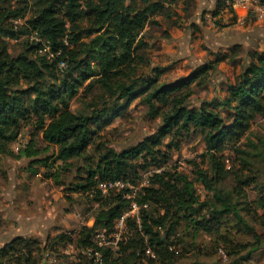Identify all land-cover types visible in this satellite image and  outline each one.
Returning <instances> with one entry per match:
<instances>
[{"label":"trees","instance_id":"1","mask_svg":"<svg viewBox=\"0 0 264 264\" xmlns=\"http://www.w3.org/2000/svg\"><path fill=\"white\" fill-rule=\"evenodd\" d=\"M179 1L0 0V154L37 156L40 151L33 142L40 135L57 148V154L31 163L47 166L45 175L63 186L56 173H49L51 164L58 170V161L67 168L72 160L84 159V173L80 170L77 175L80 180L64 191L88 198L92 193L89 201L93 207L98 204L91 226L85 219L77 230L58 232L46 241L13 237L0 246V264H46L48 252L54 253L61 244L81 252L75 264H90L84 251L98 248L95 233L112 230L131 209L132 200L140 207L139 219L126 218L132 233L118 243L117 253L100 248L103 264H176L177 242L172 237L183 221L195 233H214L229 226L226 230L236 227L237 232L252 234L254 247L235 264H244L263 246L264 196L248 199L246 192V187L261 184L263 173L255 170L247 175L228 168L224 152L233 145L245 168L253 166V158L264 160V151L255 152L251 138L253 150L238 145L256 118L264 116V50L248 51L245 61L241 46L233 45L227 52H214L213 58L186 75L168 79L167 67L152 63L146 27L151 22L160 24L156 18L160 14L174 19L176 25L173 8ZM184 1L189 10L196 0ZM217 5L215 17L233 11L228 0H218ZM18 18H25L24 23H15ZM8 39L23 42L18 52L10 50ZM221 62L234 68L235 82L222 99L192 104L193 86L205 84ZM139 98L149 107L148 115L161 122L135 145L116 150L98 130L124 116ZM221 109L228 112L230 122L225 123ZM24 126L32 128L30 141L16 153L12 144ZM195 134L206 145L207 169L199 167L195 172L196 181L209 192L205 200L197 193L195 181L178 166L165 167L172 152ZM153 167L151 185L133 199L125 197L130 188L107 196L96 189L97 175L100 180L136 183L141 170ZM149 249L154 257L147 254Z\"/></svg>","mask_w":264,"mask_h":264},{"label":"rangeland","instance_id":"2","mask_svg":"<svg viewBox=\"0 0 264 264\" xmlns=\"http://www.w3.org/2000/svg\"><path fill=\"white\" fill-rule=\"evenodd\" d=\"M184 2L187 3V1L180 0L173 8L176 25L173 26L172 24L174 19L160 14L156 17L160 24L151 22L146 27L150 41L148 52L152 63L167 67L166 77L168 79L186 75L188 70L204 63L207 59L213 58L214 52L224 51L235 43H238L243 49L240 51V55L245 61L248 58V51L264 48V17L259 18L256 10V7L264 5V0H253L245 18H235L234 23L226 25V21H229L228 17H232L230 15L234 14V11L231 12L229 9L227 20L223 19L218 23L216 22L218 28H211L208 23L209 18H205V14H209V6L212 1H210V5L205 0L195 1L194 6L189 10H185ZM205 5L207 6L205 7ZM252 5H255V8ZM24 21L25 18H18L15 23L21 24ZM82 23L83 25L87 24V19H84ZM192 23L197 27L196 34L193 33ZM177 40H179V44L176 43ZM8 41L12 52H18L22 47L23 42L21 40L8 39ZM236 75V71L230 64L220 63L217 69L208 76L205 84L193 86L190 102L199 104L213 98L222 99L226 94L228 85L235 82ZM71 105L75 109L78 103L74 100ZM148 109L149 107L139 98L126 110L124 116L114 118L110 125L101 126L98 132L104 134V139L108 145L113 146L116 150L135 145L153 133L161 122L159 117L148 115ZM220 111L225 117V123L230 122L231 119L227 117L228 112L223 109ZM31 132L30 126H24L20 138L12 144V148L25 146L30 141ZM249 138L254 141L258 148H254L255 152L264 151V116L256 118L248 134L238 145L244 149L253 150ZM33 144L40 151L37 156H33V159L49 155L55 157L57 154V148L48 145L40 135L35 136ZM205 151L206 145L202 136L195 134L191 139L188 138L183 142L180 150L172 152V159L165 166L170 170H174L178 166L190 179L195 181L196 191L201 200H205L209 192L203 184L196 181L195 172L199 167L207 169L206 159L203 157ZM90 154L96 156L92 149ZM224 154L228 168L239 169L242 174L247 175L255 173V170L263 173L260 178L261 184L246 187V192L248 199H254L258 195L264 196V160L253 158V166L245 168L233 145H229ZM57 163L59 164L58 170L53 163L48 171L57 174L60 183L64 184L63 189L56 185L53 180H46L42 176L43 174L30 176V168L44 171L46 167L43 169L40 164L30 165L28 157L16 158L15 156L0 155V246L19 234H26V236L37 237L46 241L47 237L54 236L58 232L77 230L86 222L85 219L90 220L88 225L93 224V214L96 212L95 207L98 204H94L93 207L89 201L91 197H94L92 193L88 194L90 198L79 193L67 194L71 195L69 198L65 195L67 192L64 191V187L66 189L71 183L80 180L77 175L80 174V170L81 175L84 173L85 160L74 159L72 165L67 168L63 167L60 161ZM155 171L156 168L154 167L141 170L136 183L130 182L133 192L138 195L144 187L151 185V178ZM41 183L48 188L45 198L41 197L39 190L40 187H43ZM19 186L20 188H18ZM49 208L50 210H48ZM68 208L71 210L70 214L73 218L70 220L71 225L64 227L61 224V217ZM139 211L140 207L134 212V215L130 216L139 219ZM228 227L214 233L206 231L195 233L186 221H183V224L172 237V240L177 242L176 264H194L196 262L235 264L238 257L248 254L250 249L254 247V240L252 234L237 232L236 227L234 230L232 228L226 230ZM258 228L260 229V226ZM160 232L163 235L164 228H161ZM131 233V226L126 219L121 221L119 218L112 230H97L94 241L96 245L102 248L110 247L117 253L119 250L118 243L125 240ZM78 253L81 252L77 251L73 245L64 247L61 244L57 246L54 253L48 252L44 262L46 264H75L78 260ZM84 253L88 256L90 264H94L96 261L94 256L86 251ZM147 254L154 257L151 253L147 252ZM244 264H264V243L263 246L250 254Z\"/></svg>","mask_w":264,"mask_h":264},{"label":"crops","instance_id":"3","mask_svg":"<svg viewBox=\"0 0 264 264\" xmlns=\"http://www.w3.org/2000/svg\"><path fill=\"white\" fill-rule=\"evenodd\" d=\"M197 2L198 1H200V0H196ZM206 2H207V4H209L210 5V1H212V7H211V5L209 6V14H205V18H209L208 19V23L210 24V27L211 28H214V27H217L216 26V20L217 19H219L218 20V22H220L221 20H227V17H228V15H229V13L227 12V13H223V14H219L218 16H213L214 15V11L217 9V4H218V0H205ZM207 5H205V7H206ZM252 6H254V8H255V5H252ZM250 6H239V7H237L236 9H233V13L234 14H231L230 16H232V17H228V20L229 21H226V25H229V24H232V23H234V19L235 18H239V19H241V18H245V14H246V12H247V10H248V8H249ZM211 8V9H210ZM257 8L258 7H256V10H257ZM261 21V20H260ZM192 24H194V23H192ZM191 24V26L193 27V33L194 34H196V31H197V27H195V26H193ZM190 26V27H191ZM218 28V27H217ZM192 33V34H193ZM177 44H179V40H177V42H176ZM234 44V43H233ZM238 43H235L234 45H237ZM239 45V44H238ZM233 46V45H232ZM232 46H230V47H227V49H225L224 51H220V52H227L229 49H231L232 48ZM259 50H264V48L262 49V48H260ZM203 59H204V57H203ZM206 61H208V59L206 60ZM205 61V62H206ZM221 63H227V62H221ZM193 69V68H192ZM191 70V69H190ZM190 70H188L187 72H186V74L190 71ZM180 76V75H179ZM28 143V142H27ZM26 143V144H27ZM23 147V146H22ZM20 146H17L15 149H13L14 151H19L20 150ZM16 153H18V152H16ZM39 154V153H38ZM1 155V154H0ZM21 157H25V156H20V157H16V158H21ZM26 157H28V156H26ZM33 158L34 157H28V159H30V165H35V164H32L31 163V161L33 160ZM38 158V157H37ZM40 166L41 167H43V169L46 167V169H44V171H39V169H32V168H30V176L32 175V176H35V175H40V174H43L42 176L46 179V180H49V181H51V180H53L54 181V183L57 185V183H56V181L53 179V178H49V177H47L46 175H45V171L47 170V166H44V165H42V164H40ZM42 172V173H41ZM43 178V179H44ZM41 184H43V183H41ZM59 186V185H58ZM18 188H20V186L18 187ZM61 188L63 189V186H61ZM47 189L48 188H46L45 187V185L43 184V187L41 188L40 187V192H41V197L42 198H45V194L47 193ZM54 191V190H53ZM65 195H67V193H65ZM42 201H43V199H42ZM44 203H46V201H43ZM48 207V206H47ZM48 210H50V208L48 209ZM66 213H64V215H62V217H61V224L64 226V227H69L70 225H71V218H73V217H71V214H70V212H71V210L68 208V209H66ZM90 221V220H89ZM94 223V222H93ZM87 224H88V222H87ZM93 225V224H92ZM91 226V225H90ZM24 233V232H23ZM19 235H26V234H19ZM19 235H16V236H19Z\"/></svg>","mask_w":264,"mask_h":264},{"label":"built area","instance_id":"4","mask_svg":"<svg viewBox=\"0 0 264 264\" xmlns=\"http://www.w3.org/2000/svg\"><path fill=\"white\" fill-rule=\"evenodd\" d=\"M252 2H253V0H228V5L231 6L233 9H236L239 6H249ZM257 15L259 18L264 17V5H260L257 8ZM61 65L64 66L65 64L61 63ZM95 178L98 180V183L96 185V189L99 190L103 196H107V195L114 193V192H122L126 188H130L131 191L126 192L125 197L133 199V197L136 194V192H133L131 184L129 182H127L126 180H123V179H118V180H114V181L100 180L98 175ZM138 207L139 206L137 205V202L135 200H132L131 209L128 212H126L120 218L121 221H124L130 215H134V212H136L138 210ZM103 230H105V229H103ZM98 235H100V234H98ZM100 244H102V242H100ZM97 247L98 248H95V249H89L90 251H87V252H88V254L94 256V258L96 260L94 262V264H103L102 251L100 249L101 247L98 245H97ZM147 252L152 254L150 249L147 250Z\"/></svg>","mask_w":264,"mask_h":264}]
</instances>
